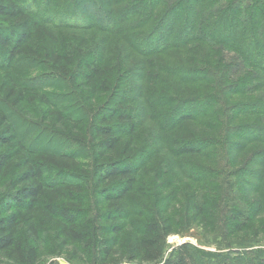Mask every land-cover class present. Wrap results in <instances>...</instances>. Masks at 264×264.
<instances>
[{
	"label": "trees",
	"instance_id": "trees-1",
	"mask_svg": "<svg viewBox=\"0 0 264 264\" xmlns=\"http://www.w3.org/2000/svg\"><path fill=\"white\" fill-rule=\"evenodd\" d=\"M97 4L0 0V264H264L166 253L194 226L255 229L238 186L264 182V0ZM113 37L141 58L137 106V60ZM244 154L253 172L235 167Z\"/></svg>",
	"mask_w": 264,
	"mask_h": 264
},
{
	"label": "rangeland",
	"instance_id": "rangeland-1",
	"mask_svg": "<svg viewBox=\"0 0 264 264\" xmlns=\"http://www.w3.org/2000/svg\"><path fill=\"white\" fill-rule=\"evenodd\" d=\"M97 1V6L96 9H98L101 5L103 6V1L104 0H96ZM189 13H188V17L191 16L190 12L193 11V6H191L189 8ZM90 16L88 18H83V21L86 24H91V25H95V21H97L98 15L96 14V11H91L89 12ZM49 14V13H48ZM180 14V13H179ZM177 16V14H174L172 16V18H170L171 20H173L175 17ZM97 17V18H96ZM169 19V20H170ZM51 20L50 15H49V21ZM52 22V21H50ZM164 35L162 34V40H164ZM103 37H105L104 35H102ZM234 37V36H233ZM215 38H217L215 36ZM113 39V40H112ZM110 42H108V44H111L112 41H116L113 44L117 45V43L119 45H121V54L119 56H121L123 59H128V60H133L134 59L137 60L136 64L134 65L133 68V73L131 75V84H128V95L127 97H129L130 101L132 102V104L134 106H137L138 103H142V97H138L137 96V87L139 86H144L146 87V85H148L146 82L143 81L142 75H143V70L141 68V65H139V59H141L137 54L134 53V51H132L131 47L128 45L130 43H127L126 41L120 39V38H112ZM232 36L230 37V41H232ZM133 41V40H132ZM132 46L134 48H147L148 50H152V51H156L158 50V46L155 45V43H151V46L149 47L148 45L143 46L142 44H138L136 41L132 42ZM113 45V47H114ZM256 47L251 48L249 51L250 53H253V49ZM118 52V51H117ZM148 61H151L150 58L148 59ZM149 66V65H148ZM151 71L153 73H156V69H153V66L151 68ZM161 76V75H160ZM186 77V76H184ZM151 81V79H150ZM149 81V83H150ZM173 81V80H171ZM145 83V84H144ZM175 85V84H174ZM157 87V86H156ZM155 87V88H156ZM156 91V90H154ZM236 98H240L238 96H236ZM145 101V100H144ZM147 101L151 102V99L149 98ZM140 122L142 120V116L140 115L139 118ZM147 124L150 122H146ZM250 150H248V154ZM235 161L236 162V168H245L248 172L251 171L253 172L254 169L256 168V166H251V165H247L249 164L248 160L249 157H247L245 154L244 155H239V158ZM205 165H208V163L205 162ZM252 167V168H250ZM250 168V169H248ZM253 170V171H252ZM250 173V172H249ZM195 176V175H194ZM255 175H249L246 176V174L244 176H242L241 181H243V184H239V190H238V199H239V203L240 205L244 204L247 201H250L252 208H250V212H251V220H250V225H253V227L255 229L251 230L250 233L248 234V237H244V238H240V235H232V238H228V237H224V235L222 234H210V232H208L206 229L203 228H199L197 226L192 227L191 229H189L187 232L180 234V235H172L170 237L167 238L166 240V245H167V250L166 253H169L172 249L176 248L177 246L183 244V243H188L193 247H198L200 249H206V250H214L217 251L219 253H230V252H236L238 254V256H243L245 259L247 258L246 253H249L250 251L255 253L258 257L264 259V255L262 253H259L260 251H264V201L262 202L263 199H261V196H264V182L263 184H261V182L255 178ZM246 182V183H245ZM257 200V201H256ZM255 201V202H254ZM218 223V219L216 220ZM215 221V222H216ZM216 223V224H217ZM258 229V230H257ZM208 232V233H207ZM259 235V236H257ZM237 240V241H236ZM220 241H222V243H227L230 246H226L220 244ZM237 243V244H229V243ZM55 262L57 264H69L67 263L64 259L62 258H55L54 259Z\"/></svg>",
	"mask_w": 264,
	"mask_h": 264
}]
</instances>
